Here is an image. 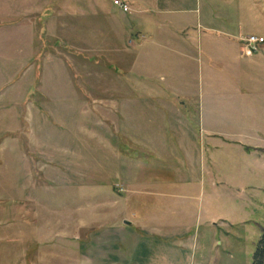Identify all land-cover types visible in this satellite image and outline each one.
Masks as SVG:
<instances>
[{"label":"rangeland","instance_id":"1","mask_svg":"<svg viewBox=\"0 0 264 264\" xmlns=\"http://www.w3.org/2000/svg\"><path fill=\"white\" fill-rule=\"evenodd\" d=\"M23 2L0 0V22L8 24L0 30V96L6 109L11 108L10 92L35 88L32 80H26L30 67L17 64L14 56L25 34L14 29L21 18L15 14ZM101 2L113 5L111 0ZM203 3L207 15H200L206 24L201 30L212 41L202 40L203 50L195 57L184 49H176L177 54L172 55L165 48L161 57L149 56L131 72H120L115 63L111 66L115 70H108L126 76V85L131 83L136 94L129 105L131 112L128 109L132 141L122 135L115 141L109 136L114 130L109 124L105 131L100 129L106 132L100 139L92 134L96 121L91 92L96 86L87 75L103 67L93 64L96 51L116 61L119 46L113 32H92L87 26L82 33L53 32L59 42L60 36H67L70 42L83 37L79 49L84 57L83 73L74 75L84 101L82 107L64 112L60 101L53 100L55 110L47 117L51 125L44 131L38 119L39 134L48 137L41 138L43 143L47 141L42 143L47 152L66 155L76 174L61 180L71 176L78 183L59 182V165L51 163L56 174L25 176L24 186H18L17 177L12 172L4 174L0 166V208L6 209L0 213V264L250 263L264 227V41L245 54L236 38L249 33L264 38V0H201ZM95 11L98 16L79 20L100 25L112 21L104 7ZM196 11L176 17L183 19L180 24L197 29ZM148 12L145 26L149 28L159 17ZM94 39L104 47L93 48ZM19 50L31 53L28 46ZM40 60L41 81H36V87L46 86L54 92L70 87L59 59L48 55ZM173 88L177 92L186 88L191 94L182 96ZM32 98L42 96L36 92ZM148 101L156 102L158 112L148 111ZM174 107L179 109L178 119L176 112L172 116ZM184 122L190 137L194 136L191 143L181 139ZM202 125L210 135L199 130ZM135 132L146 134V142ZM5 146L0 144V149ZM8 160L11 168V157ZM18 203L22 210L34 209L31 223L17 216ZM124 212L135 224L117 229ZM143 213L157 219V225L140 233L136 217Z\"/></svg>","mask_w":264,"mask_h":264},{"label":"crops","instance_id":"2","mask_svg":"<svg viewBox=\"0 0 264 264\" xmlns=\"http://www.w3.org/2000/svg\"><path fill=\"white\" fill-rule=\"evenodd\" d=\"M23 1L24 2L20 4L21 8L18 9L15 14L16 16H21V18L17 20L14 29L19 32L23 31L25 34L22 40L19 39L17 44L19 45L17 50L19 52H14V56L17 57V64L30 67L27 69L30 74L26 80H32V84H34L33 87L35 88L31 89V87H29L20 89L19 87L10 92V96L12 97V101L10 102L12 103L9 104L11 105L9 109L3 108L0 96V144H6L5 149H0V166L4 167L2 169L4 174L8 175L12 172L11 175L17 177L15 184H18V186H24L25 176H35L37 174L47 175L53 172L56 174L57 171H51L49 167L51 163L59 165L57 168L60 170L59 182L64 181L67 182V184L78 183L71 177L76 174L70 170L71 166L67 156H53L52 151L47 152L45 145H42L43 141L41 138L48 139V137L39 134V128L41 127L37 120L39 119L40 122L42 120V128H44V131H47V124H50V122L48 123L47 117L49 113L55 110V108L52 107L53 100L60 101V111L62 110L64 112H72L78 107H82L84 101L83 89L78 87L79 85L75 80L78 79V77L74 75V73L80 71L81 74L83 73L82 66L84 63L81 58L84 57L79 50L83 45V37L82 35H80L79 38L76 36L77 38L72 39V42H70L66 39L67 36H60V42L63 41L60 43L57 40V36L53 38V32L67 33L71 31L82 33L85 30V26H87L88 31L92 32H113L117 48L119 46V56L114 58L116 61L114 60L115 62H113L105 58L106 56H104V53L96 51L93 54L94 63H92H99L103 67L94 68L95 70L89 72L87 76L93 81L91 82L92 86H96V88H94L96 91L91 92L93 100H95L92 105L95 116H92H94L96 121L95 124L92 123V134L94 137L100 139L101 135L104 136V134H106V132L102 133L100 129H104V127L109 124V126L111 125L114 127V130L112 133H109V136H114L115 141L117 138H121V135L124 136L125 140L132 141L133 139V132L131 130L133 124L131 119H129L130 115L128 114V109L131 112L129 105L132 101V96L136 94L133 93L131 83L126 85V76L122 77L118 72L110 74L111 72L108 70L114 69L111 66L115 63V67H117L120 72L124 71L125 73L126 69L131 72L133 67L142 65L149 56L161 57L163 54L161 49L165 48L170 49L172 55L174 53L177 54L176 49H184L188 55L195 57L196 53L202 52L203 50L202 40L203 42L212 41V36L210 34H202L201 28L206 27V24L202 22L200 15L206 18L207 12L204 10L205 3L201 5V0H124L129 7V9L125 11L119 9L112 1V6L107 2L102 3L101 0ZM196 4H198V6ZM102 7L105 8V14H110L112 16V21H109L107 25L103 22L100 25V22H95L94 24V22L87 21L85 23V20H79V17L82 16H98L99 14L95 10ZM85 9L90 11L85 13ZM201 9L204 10L203 14H201ZM195 10H197L196 13L198 15L196 23L197 29L194 28L192 30L180 24V21L183 19L177 18V13L192 12ZM148 11H152L156 17H159V19L155 18V20L151 21L149 28L145 26L146 17L149 14ZM15 15L12 17H15ZM5 19H10V16H6ZM0 23V30H2L4 26H8L5 22ZM104 25L106 26L104 27ZM136 25L139 28H136ZM208 28L211 29L210 26ZM142 29H144V32ZM192 32L193 35H190L189 33ZM94 36L95 38L97 37L95 34ZM236 39L239 42V39ZM58 42L59 45L55 44ZM221 42L222 41H220V43ZM21 46L30 47L31 53L22 52L23 50L20 51L19 49ZM92 47L101 48L104 46L94 39L92 40ZM261 48H264V44L261 45ZM204 53L206 56L205 50ZM48 55L60 60L62 65L61 69L64 71L63 77H65L67 82H70V87L62 88L55 92L52 91V89H48L46 86L41 87L40 85L39 88L36 87V81H41L42 74L41 66L39 67V60ZM104 61L107 62L106 65ZM117 63L119 65H117ZM45 71L47 70L45 69ZM86 73H88V71ZM131 77L132 75L130 74L129 81ZM114 78L122 79L124 82L120 83V80H114ZM223 78H227V75L223 76ZM100 79L108 81L102 83ZM36 92L42 96V99L36 100L32 98L33 94L35 95ZM147 92V95H152L149 91ZM175 92L182 96H189L191 94V91L186 88ZM112 97H118V99H112ZM178 102L181 104L183 100L181 99ZM155 103L156 102L153 101L147 102L148 111L158 112V107ZM2 112L3 115L1 114ZM174 112H176L175 116L176 119H178L179 114H177V112H179V109L174 107L171 111L172 116H174ZM145 124L143 123L142 127H146ZM182 125L183 130H181V139L186 143H191L194 136L190 137L188 123L184 122ZM199 127V130L210 135V130L205 128L204 125ZM141 134L142 132L136 133V135H140L144 143L146 142V134ZM44 143H47V141L44 140ZM49 143L50 142H48L47 146L50 145ZM10 157L12 159L11 168L10 160H8ZM65 159L68 160V164ZM2 162L6 163L1 165ZM65 175L71 176H66L67 180H61V177ZM35 181L36 180L33 182L34 185H36ZM20 204L21 203H18L16 206L19 209L17 216L23 218L24 223L25 221L31 223V218L33 219L35 215L34 209H29L28 211L22 210L23 208L19 206ZM14 207L15 205L11 208V215H13ZM5 211L6 209L0 208L1 214ZM128 215L127 212H124V215L119 218V222L122 224H117V229L121 226L124 228L135 224L134 219H131ZM136 218H138L137 224L140 233L147 231L151 226V228H156L154 225H157V219L151 216L148 217L145 213ZM124 219L130 221V223H125L123 221Z\"/></svg>","mask_w":264,"mask_h":264},{"label":"built area","instance_id":"3","mask_svg":"<svg viewBox=\"0 0 264 264\" xmlns=\"http://www.w3.org/2000/svg\"><path fill=\"white\" fill-rule=\"evenodd\" d=\"M114 5L119 9L125 11L128 10V4L124 0H111ZM240 49L245 54H250L252 51H255L259 48L260 44L264 41L262 35L258 34H245L239 37Z\"/></svg>","mask_w":264,"mask_h":264},{"label":"trees","instance_id":"4","mask_svg":"<svg viewBox=\"0 0 264 264\" xmlns=\"http://www.w3.org/2000/svg\"><path fill=\"white\" fill-rule=\"evenodd\" d=\"M249 264H264V227L255 242Z\"/></svg>","mask_w":264,"mask_h":264},{"label":"water","instance_id":"5","mask_svg":"<svg viewBox=\"0 0 264 264\" xmlns=\"http://www.w3.org/2000/svg\"><path fill=\"white\" fill-rule=\"evenodd\" d=\"M123 221H124L125 223H128V222H129L128 220H125V219H124Z\"/></svg>","mask_w":264,"mask_h":264}]
</instances>
